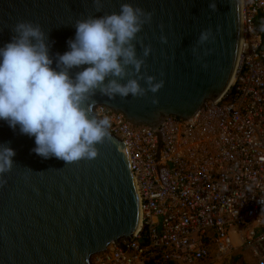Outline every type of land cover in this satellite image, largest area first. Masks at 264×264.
Instances as JSON below:
<instances>
[{"label":"water","instance_id":"95a60500","mask_svg":"<svg viewBox=\"0 0 264 264\" xmlns=\"http://www.w3.org/2000/svg\"><path fill=\"white\" fill-rule=\"evenodd\" d=\"M210 2L100 0L97 11L95 0H0V48L11 42L17 22L31 21L46 33L55 68L57 53L70 50L77 20L117 13L122 3L152 12L151 22L133 41L144 63L139 72L127 66L119 82L137 79L148 89L147 77L153 76L154 82L164 80V87L126 99H109L97 91L89 107L96 115L98 105L109 106L132 124L153 129L171 115L190 119L232 82L242 36V0H216L215 12ZM206 29L212 36L199 44ZM147 46L151 52L144 56ZM153 98L159 103L153 104ZM110 134V141L97 145V158L66 164L55 156L37 155L34 137L0 120V145L16 153L12 170L3 174L7 183L0 186V264H93V255L139 230L141 205L126 148Z\"/></svg>","mask_w":264,"mask_h":264},{"label":"built area","instance_id":"2783aa9c","mask_svg":"<svg viewBox=\"0 0 264 264\" xmlns=\"http://www.w3.org/2000/svg\"><path fill=\"white\" fill-rule=\"evenodd\" d=\"M95 112L124 143L142 218L93 264H196L231 255L241 236L251 264H264V0H242L234 79L190 119L152 129L103 104Z\"/></svg>","mask_w":264,"mask_h":264},{"label":"clouds","instance_id":"9594fccd","mask_svg":"<svg viewBox=\"0 0 264 264\" xmlns=\"http://www.w3.org/2000/svg\"><path fill=\"white\" fill-rule=\"evenodd\" d=\"M95 4L99 11L100 0ZM209 8L218 10L216 0H211ZM152 16V12L122 3L117 13L77 20L75 38L68 41L70 50L57 53L55 68L42 27L31 21L17 22L11 42L0 48V120L34 137L33 151L45 159L55 156L69 164L97 158V145L112 138L110 118H99L89 107L97 91L109 99H126L129 95L144 97L147 91L155 94L164 87V80L154 82L153 76L147 77L148 89L137 79L119 82L126 77L127 66L140 71L144 61L137 58L133 41ZM210 36L211 29L203 30L198 43L207 42ZM161 41L167 43V38ZM150 52V46L144 48V56ZM73 69L82 70L73 76ZM152 103L159 100L153 98ZM15 154L0 145V186L7 183L3 174L12 170Z\"/></svg>","mask_w":264,"mask_h":264},{"label":"rangeland","instance_id":"374dc122","mask_svg":"<svg viewBox=\"0 0 264 264\" xmlns=\"http://www.w3.org/2000/svg\"><path fill=\"white\" fill-rule=\"evenodd\" d=\"M246 229L247 227L239 229V232L243 233ZM243 240L244 237L241 236V239L236 242V247L231 255H228L227 257H219L218 255L213 254L210 258H207L196 264H233V256L236 254L244 257V259L242 258V260L239 261L240 263L246 264L247 261L248 264H250L252 260L249 256V253L243 248ZM239 262H237L236 264H239Z\"/></svg>","mask_w":264,"mask_h":264},{"label":"trees","instance_id":"16d2710c","mask_svg":"<svg viewBox=\"0 0 264 264\" xmlns=\"http://www.w3.org/2000/svg\"><path fill=\"white\" fill-rule=\"evenodd\" d=\"M242 258L244 259L243 256H240L238 254L233 256V264H236L237 262H239L240 260H242ZM239 264H245V263H240ZM246 264H248V262L246 261ZM251 264V263H250Z\"/></svg>","mask_w":264,"mask_h":264},{"label":"bare ground","instance_id":"6f19581e","mask_svg":"<svg viewBox=\"0 0 264 264\" xmlns=\"http://www.w3.org/2000/svg\"><path fill=\"white\" fill-rule=\"evenodd\" d=\"M233 79H234V76H233V78H232V81H233Z\"/></svg>","mask_w":264,"mask_h":264}]
</instances>
